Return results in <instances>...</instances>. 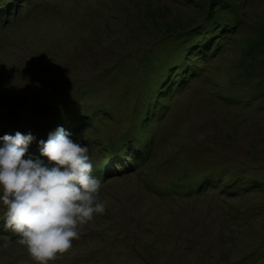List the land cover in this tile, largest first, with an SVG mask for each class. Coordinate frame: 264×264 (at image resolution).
I'll return each instance as SVG.
<instances>
[{
  "label": "rangeland",
  "instance_id": "obj_1",
  "mask_svg": "<svg viewBox=\"0 0 264 264\" xmlns=\"http://www.w3.org/2000/svg\"><path fill=\"white\" fill-rule=\"evenodd\" d=\"M0 12V137L31 133L47 163L39 141L62 127L94 169L119 167L94 174L105 212L49 264H264V0ZM5 211L0 264H36Z\"/></svg>",
  "mask_w": 264,
  "mask_h": 264
},
{
  "label": "clouds",
  "instance_id": "obj_2",
  "mask_svg": "<svg viewBox=\"0 0 264 264\" xmlns=\"http://www.w3.org/2000/svg\"><path fill=\"white\" fill-rule=\"evenodd\" d=\"M0 202L3 228L18 237L36 264H49L79 239V226L105 212L101 180L93 175L89 148L62 127L39 141L40 156L28 154L35 137L16 132L0 137ZM27 157V158H26ZM11 242L6 238L4 247Z\"/></svg>",
  "mask_w": 264,
  "mask_h": 264
},
{
  "label": "bare ground",
  "instance_id": "obj_3",
  "mask_svg": "<svg viewBox=\"0 0 264 264\" xmlns=\"http://www.w3.org/2000/svg\"><path fill=\"white\" fill-rule=\"evenodd\" d=\"M15 1V0H14ZM1 13V12H0ZM4 14V13H3ZM242 22V21H241ZM51 23V22H50ZM34 30H36V29H34ZM29 33V32H28ZM37 33V32H36ZM34 34V33H33ZM27 37V36H26ZM35 37V36H34ZM223 37V36H222ZM30 38V37H29ZM187 39V38H186ZM190 39V38H189ZM26 41H27V39H26ZM198 41V40H197ZM29 49V48H28ZM101 60V59H100ZM124 68V67H123ZM181 68H182V66H181ZM181 68H180V70H181ZM179 78V77H178ZM189 82V81H188ZM141 95V94H140ZM142 99V98H141ZM147 101V100H146ZM138 104H139V102H138ZM149 105V104H148ZM153 106V105H152ZM229 106V105H228ZM141 107V106H140ZM140 109V108H139ZM97 111V110H96ZM144 112V111H143ZM145 113H147V112H145ZM92 114V113H91ZM4 115V114H3ZM16 117V116H15ZM19 117V116H18ZM91 117V116H90ZM141 117H143V115L141 116ZM14 118V117H13ZM78 118V117H77ZM144 118V117H143ZM15 122V121H14ZM86 125V124H85ZM88 125V124H87ZM89 126H91V125H89ZM141 139V138H140ZM128 144V143H127ZM152 145V144H151ZM227 145V144H226ZM107 147V146H106ZM90 151V150H89ZM91 152V151H90ZM141 156V155H140ZM141 160V159H140ZM144 162V161H143ZM142 162V163H143ZM141 163V164H142ZM145 165V164H144ZM145 167V166H144ZM143 167V168H144ZM263 185V184H262Z\"/></svg>",
  "mask_w": 264,
  "mask_h": 264
},
{
  "label": "trees",
  "instance_id": "obj_4",
  "mask_svg": "<svg viewBox=\"0 0 264 264\" xmlns=\"http://www.w3.org/2000/svg\"><path fill=\"white\" fill-rule=\"evenodd\" d=\"M231 188H234L233 186Z\"/></svg>",
  "mask_w": 264,
  "mask_h": 264
}]
</instances>
